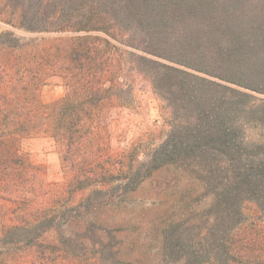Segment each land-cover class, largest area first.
I'll return each instance as SVG.
<instances>
[{
    "label": "trees",
    "instance_id": "1",
    "mask_svg": "<svg viewBox=\"0 0 264 264\" xmlns=\"http://www.w3.org/2000/svg\"><path fill=\"white\" fill-rule=\"evenodd\" d=\"M8 1L1 22L68 36L0 33V264H123L127 229L103 211L145 183L166 192L183 181L193 189L148 234L163 258L264 264V0ZM54 80L66 94L46 103ZM138 83L171 129L126 173L102 156ZM37 137L62 153L58 191L23 152ZM164 169L173 176L154 177Z\"/></svg>",
    "mask_w": 264,
    "mask_h": 264
},
{
    "label": "rangeland",
    "instance_id": "2",
    "mask_svg": "<svg viewBox=\"0 0 264 264\" xmlns=\"http://www.w3.org/2000/svg\"><path fill=\"white\" fill-rule=\"evenodd\" d=\"M14 5V1L0 0V9L5 12L11 10L10 7ZM6 30L15 31L19 36L32 39L45 38L50 41L68 36L57 33L32 34L17 30L0 21V33ZM65 94L66 88L63 83L54 80L44 88L42 99L46 103H51L61 99ZM134 96L135 103L129 108L122 109L114 117L110 127V139L106 141L109 149L102 156L103 165L107 162L115 164L116 169L125 168L126 173L132 171L131 164L138 166L141 162L147 161L148 155L162 143L171 129L169 126L171 118L165 114L164 104L151 88L138 83ZM249 133L255 135L256 131L250 130ZM23 152L29 156L35 166L42 169L46 190L58 191L65 186L68 176L62 153L52 139L46 137L29 139L23 144ZM173 174L174 169H164L158 171L154 177L165 180ZM178 175L181 176V173ZM118 184L120 182L116 183ZM192 189L191 183L183 181L177 187L171 186L170 190L160 192L148 182L132 193L127 202L103 211V217L108 224L121 225L127 229L120 235L126 242L122 257L123 264H170L161 254V245H158L148 234L153 224L166 213L172 212L184 194ZM140 224L141 228L136 230ZM138 239L141 241L137 242Z\"/></svg>",
    "mask_w": 264,
    "mask_h": 264
}]
</instances>
